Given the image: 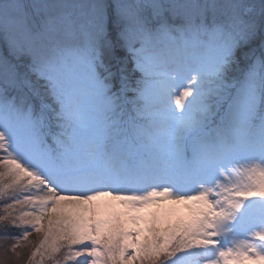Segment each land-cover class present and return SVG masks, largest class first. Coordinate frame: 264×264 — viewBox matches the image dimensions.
<instances>
[{
  "label": "snow or ice",
  "instance_id": "6c2138e0",
  "mask_svg": "<svg viewBox=\"0 0 264 264\" xmlns=\"http://www.w3.org/2000/svg\"><path fill=\"white\" fill-rule=\"evenodd\" d=\"M0 241L264 264V0H0Z\"/></svg>",
  "mask_w": 264,
  "mask_h": 264
},
{
  "label": "rangeland",
  "instance_id": "374dc122",
  "mask_svg": "<svg viewBox=\"0 0 264 264\" xmlns=\"http://www.w3.org/2000/svg\"><path fill=\"white\" fill-rule=\"evenodd\" d=\"M29 239L34 241L36 239V236L33 235ZM0 243H3V241H0ZM22 251H23V254L25 256L24 264H27L26 256H27L29 250L28 249H23Z\"/></svg>",
  "mask_w": 264,
  "mask_h": 264
}]
</instances>
